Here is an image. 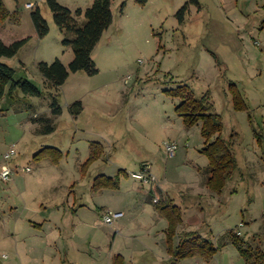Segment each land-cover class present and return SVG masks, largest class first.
<instances>
[{"label": "rangeland", "instance_id": "1", "mask_svg": "<svg viewBox=\"0 0 264 264\" xmlns=\"http://www.w3.org/2000/svg\"><path fill=\"white\" fill-rule=\"evenodd\" d=\"M57 1L75 15L95 0ZM3 2L10 18L0 23V38L6 45L30 39L2 60L15 81L28 79L45 95L19 92L0 104V172L13 170L0 178V264H114L118 255L126 264H247L229 232L264 250V0H114L113 23L92 54L99 72L70 74L59 117L38 65L59 59L69 67L74 51L46 0ZM38 8L49 26L44 38L31 19ZM76 20L86 23L84 15ZM178 88L209 95L222 117L238 168L221 193L206 184L203 123L185 124ZM233 91L245 108H235ZM78 101L84 109L74 117L70 106ZM44 118L54 122L50 135L40 133ZM93 142L105 152L89 163ZM167 143L177 144L175 156ZM14 147L17 155L7 159ZM145 166L152 185L132 176ZM119 173V190L93 191L97 176ZM162 198L182 212L171 245L170 222L155 202ZM115 212L124 217L106 224ZM188 232L220 249L210 260L174 259L170 246Z\"/></svg>", "mask_w": 264, "mask_h": 264}, {"label": "trees", "instance_id": "2", "mask_svg": "<svg viewBox=\"0 0 264 264\" xmlns=\"http://www.w3.org/2000/svg\"><path fill=\"white\" fill-rule=\"evenodd\" d=\"M114 0H95L91 8L85 12L78 10L75 15L66 7L61 6L57 0H46L48 6L54 13V19L61 30L66 35L64 45L70 47L74 51V59L66 67L59 59L54 63H40L38 69L45 80L51 98V111L53 117L62 115L63 110L59 101L60 89L66 84L71 73L84 72L90 76L98 74L99 70L92 54L98 43L100 42L104 32L108 30L113 23L112 2ZM195 1V0H193ZM187 7L183 9L186 10ZM182 11V12H183ZM84 15L86 23L80 27L76 17ZM10 18V13L6 9L3 0H0V23ZM31 19L40 38H44L49 33L47 21L42 16L40 9H36L31 13ZM30 38H25L6 45L0 38V104L5 99L9 100L18 98L19 92L23 94V98L43 97L42 92L34 83L28 79H20L15 81V69L2 59H12L18 55L21 49L29 42ZM176 96L182 99L181 105L178 107L180 116L184 118L185 124L192 127L199 122L203 123L202 136L205 138V145L202 153L206 155L210 161L209 178L207 185L210 190L221 193L226 187L227 182L233 177L238 168L236 155L232 149L230 142L222 137L224 129L221 115L214 112V107L210 103V96L203 98H194L183 89L178 88ZM234 106L236 109H243L244 102L238 91H233ZM83 104L78 101L70 106L72 116L78 117L83 111ZM44 125L41 134L50 135L55 131V125L51 118L42 119ZM47 149L39 152L35 159L42 158ZM91 154L89 163L100 159L104 154L105 148L101 143L93 142L91 144ZM121 172H123L121 170ZM120 173L116 177H109L101 174L97 176L93 182L92 189L94 192L104 190H119ZM153 197L151 198V200ZM153 202V200H152ZM169 198L160 199L156 203L158 210L163 216H166L170 222L167 237L170 245L177 234V228L182 223L181 209L173 206ZM233 244L238 248L242 257L247 264H264V250L260 247H254L240 235L229 232ZM213 246V243L200 236L197 233L188 232L179 240L178 246L174 249L170 246V252L174 259L186 258H202L210 260L219 250ZM114 264H126L123 256L118 255L114 259Z\"/></svg>", "mask_w": 264, "mask_h": 264}, {"label": "built area", "instance_id": "3", "mask_svg": "<svg viewBox=\"0 0 264 264\" xmlns=\"http://www.w3.org/2000/svg\"><path fill=\"white\" fill-rule=\"evenodd\" d=\"M26 8L27 9H33L35 8V4L34 3H29L26 5ZM165 149H166V153L169 157H172V156H175L177 151H178V146L177 144L175 143H167L165 145ZM17 155V150L16 148L14 147L13 149H11L9 151V153L6 155V158L7 159H10L14 156ZM25 171L27 172H30L31 169L30 168H27ZM13 174V170L4 165L1 169V172H0V178L3 179V180H8L11 175ZM133 178H135L136 180H139L141 181L142 183H145V184H148V185H152L155 183V177H153L151 174H150V171H149V167L148 166H145L144 169H142V172L140 173H134L132 174ZM155 202L157 203L158 202V199L155 200ZM124 217V213L123 212H115V213H109L107 215L104 216V222L108 225H111L114 221L116 220H119L121 218Z\"/></svg>", "mask_w": 264, "mask_h": 264}, {"label": "crops", "instance_id": "4", "mask_svg": "<svg viewBox=\"0 0 264 264\" xmlns=\"http://www.w3.org/2000/svg\"><path fill=\"white\" fill-rule=\"evenodd\" d=\"M15 28H16V26H15ZM10 29H12V27L11 28H7V31H10ZM3 40V39H2ZM22 40V39H21ZM4 41V40H3ZM105 175V174H104ZM209 178V177H208ZM208 178H207V180L206 181H208ZM206 184H207V182H206Z\"/></svg>", "mask_w": 264, "mask_h": 264}]
</instances>
